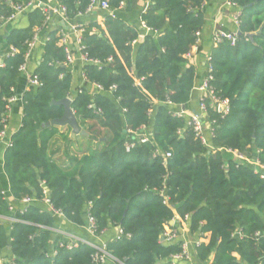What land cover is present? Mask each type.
Masks as SVG:
<instances>
[{"label": "trees", "instance_id": "trees-1", "mask_svg": "<svg viewBox=\"0 0 264 264\" xmlns=\"http://www.w3.org/2000/svg\"><path fill=\"white\" fill-rule=\"evenodd\" d=\"M210 1L149 0L139 10L140 0H109L111 11L136 14L144 27L107 13L103 26L93 20L84 24L85 51L103 64L100 69L91 63L64 67L56 29L52 23L44 25L39 9L24 14L25 28L9 30L5 53L9 47L17 53L0 58V131L26 43L37 28L43 45L34 69L42 86L23 93L20 127L3 153L11 198L34 199L10 210L0 189V253L8 251L12 259L4 264H93V247L79 243L67 248L64 237L54 232L57 216L40 205L44 189L68 223L85 226L90 213L97 235L119 227L129 236L106 243L117 264H171L180 246L160 239L174 214L189 216L192 234L209 235L208 242L196 248L201 264H264V178L226 152L238 151L264 165V0H231L240 9L237 40L211 50L210 84L216 96L228 100L229 111L222 116L208 108L212 133L207 134V145L194 136L186 117L173 115L181 106L186 110L195 86L196 69L187 55L196 33L201 36L204 29ZM23 2L0 0V15L9 16L11 5ZM88 2L60 0L75 23H81L75 20ZM79 71L86 81L73 95L74 72ZM70 95L71 109L87 137L71 139L69 128L63 132L44 126L63 113L50 101ZM142 126L148 128L150 140L126 152L129 132ZM58 140L64 144V164L53 157ZM80 140L88 147L72 153ZM156 151L170 157L164 161L160 154L153 156ZM237 229L241 239L233 236Z\"/></svg>", "mask_w": 264, "mask_h": 264}, {"label": "built area", "instance_id": "built-area-1", "mask_svg": "<svg viewBox=\"0 0 264 264\" xmlns=\"http://www.w3.org/2000/svg\"><path fill=\"white\" fill-rule=\"evenodd\" d=\"M223 6L227 7H233L236 9V12L232 15V22L236 27H238L239 24V17H240V9L237 7L235 3H233L231 0H225L223 3ZM12 13L9 16H3L0 15V31L3 30L8 24L12 23L17 17L24 15L25 13L33 10V9H39L45 16L44 25L48 23H52L56 29V35L58 38V45L63 47L64 53H65V62L63 63L64 67H69L73 69L77 64L79 66H83L84 64L91 63L98 68H102L103 64L99 62L98 60H92L88 57L85 45L83 44V38L82 34L84 32V24L81 23H75L68 19L67 17V10L66 8L60 4V0H57V5H42L39 0H25L23 3H17L11 5ZM94 11H103L108 13L110 16L115 17L114 12L111 11L109 8V0H89L88 5L84 11V14L79 13L77 17H80L85 14H91ZM76 17V18H77ZM59 22L62 24V26L56 25V23ZM57 27V28H56ZM39 32L40 29H35V33L30 41L26 43V52L24 55V62L23 64L18 68V72L21 75H24L26 77V83H27V90L29 88H39L42 86L41 81L39 80L38 76L34 73L29 71L28 66L30 62V58L35 51L38 44L41 43V39L39 38ZM197 40L196 44L193 47L194 49H197L199 43H200V33H196ZM237 40V32L236 31H226L222 28H216L212 35H211V43L213 47H217L219 44L223 42H229V44L232 46L235 44ZM43 44V43H42ZM192 48V49H193ZM15 53H17V50L13 47H9V50L7 53H4L3 57L13 56ZM191 54L187 55V58L190 57ZM2 57V58H3ZM1 58V59H2ZM0 59V67H3V61ZM211 58L210 55H208L205 59L206 63V69H205V76L200 84V86L197 88V90L200 92L199 97V104H198V112L195 113H186L182 110H177L173 113L176 117H186L187 118V126L191 128L194 136L200 140V142L204 145H207V134L211 135V123H208L206 121V115L208 108L212 109L214 112L221 114L222 116H225L229 111V102L227 99H222L214 94V91L211 87L210 82L213 80V77L211 75L212 73V66H211ZM111 62V58L107 59L106 64ZM86 81V77L83 73H81V84H84ZM93 87L97 91H102V87L93 84ZM26 90V91H27ZM112 90V88H111ZM14 92V91H13ZM76 93H80V87L77 90L73 91V95ZM70 100L72 99L71 95L68 96ZM22 100V97H21ZM18 101V98L15 95H12L11 97L6 99L5 104V110L2 118V124H3V130L0 131V143L3 142L6 139L5 136V130L8 125V117L9 113L12 109V106ZM127 141L124 144L125 151L129 152L136 144L142 145L147 143L150 138L151 134L146 126L140 127L138 130L134 132H129V137H127ZM11 142L10 139L8 140L6 147H10ZM227 153L232 155V158L234 161H236L239 164H249L253 168L254 174L258 175L261 179L264 178V165L261 164L258 159H249L244 154L239 153L235 150H226ZM162 155L163 160L165 161L168 157H170V153L161 154L160 152L156 151L153 156L156 155ZM44 198L42 199V204H45L47 206V211L51 212L55 216H62L61 212L58 210H55L48 197L46 196V190L43 191ZM166 200V198H164ZM21 204L23 207L31 204L34 202L33 198L30 197H23L21 199ZM90 207V203H88ZM180 220L184 223H188L189 216L186 215L183 219L180 218ZM85 227L87 231L93 235V236H99L104 231H100L99 235H97V225L96 220L93 216L90 215V213L86 216V224ZM117 234L115 239H119L122 237H129L128 235H124L123 231L117 227ZM180 231L176 228L169 227V224L165 226L163 234L161 236L162 242L165 244H178L180 246V253L175 254L170 257L171 264H179L181 262H189L191 261V254H190V246L195 249L201 244L204 243L202 241H197L194 244H191L186 239H180ZM201 234L200 240H205ZM259 234L256 233L255 236H258ZM235 237H239L241 239L242 235L240 232V229H237L235 233L233 234ZM79 243H85L93 247L96 252L92 255V262L93 264H104L107 260L111 259L115 261L105 250L106 245L102 246H96L91 243L84 242L79 239H73L69 243H67V248H75ZM55 254V251H52L51 255L53 256ZM12 261L10 260H4L0 257V264H4L7 262ZM116 262V261H115ZM121 264V263H119Z\"/></svg>", "mask_w": 264, "mask_h": 264}, {"label": "crops", "instance_id": "crops-1", "mask_svg": "<svg viewBox=\"0 0 264 264\" xmlns=\"http://www.w3.org/2000/svg\"><path fill=\"white\" fill-rule=\"evenodd\" d=\"M42 5H57V0H39ZM225 0H211L205 6V26L203 31L201 32L200 36V43L197 49H192L190 52L189 63L193 65L196 69L197 79L195 81V86L191 92V97L188 102L187 108L185 112L188 114L198 112V104H199V97L200 92L197 88L200 86L204 76H205V69L206 63L205 59L208 55H210L211 50L213 49L211 43V35L216 28H222L226 31H237V27L232 22V15L236 12V9L233 7L223 6ZM149 0H140L138 4V9L141 10L144 6H148ZM106 12L103 11H94L91 14L83 15L77 17L75 20L76 22H81V24H87L89 21L93 20L96 21L98 24L103 26V14ZM108 14V13H107ZM115 17H120L122 19L127 20L129 23L139 26L143 29V24L139 22L138 16L136 14H132L131 16H127L123 13L114 12ZM27 18L25 15H21L17 17L12 23L8 24L3 30L0 31V58L3 57L7 45L5 42V36L9 32V30L13 28H25L27 26ZM56 25L62 26L61 23L57 22ZM43 40L41 43L37 45L35 51L33 52L28 69L31 72H34L36 65L40 61V55ZM81 68V67H79ZM81 83V72H74V82L73 88L74 91L76 87ZM27 90V83L26 77L24 75L19 74L17 79V83L13 89L15 96L18 98V101L12 106V109L9 113L8 117V125L5 130L6 139L0 143V189L4 197L9 201L10 210H17L22 209L23 205L21 202L15 201L11 198L9 192V185L7 181V177L3 170V153L6 149V144L11 136L19 129L20 122L22 118V102L21 97L23 93ZM179 110H182L179 108ZM56 151V150H55ZM59 155L58 153L54 154ZM62 155V153H61ZM56 159V158H55ZM43 209L47 210V206L45 204H40ZM56 229L54 232L58 235L64 237V240L69 243L73 239H79L87 243H91L96 246L106 245L107 242L112 241L115 239L117 234V227H109L108 229L104 230L102 234L99 236L91 235L85 226L77 227L70 223H68L62 216H57V224ZM169 227L176 228L180 231V239H186L191 244H194L197 241H202L204 243L208 242L209 235L205 234L202 237L205 240H200V235L192 234L189 230L188 223H184L180 220V217L174 214V218L169 223ZM54 251V250H53ZM190 254H191V261L189 262H181L179 264H201L196 257V251L190 246ZM0 257L4 260H9L10 254L8 251H3L0 253ZM104 264H117L115 261L109 259ZM210 264V263H208Z\"/></svg>", "mask_w": 264, "mask_h": 264}, {"label": "water", "instance_id": "water-1", "mask_svg": "<svg viewBox=\"0 0 264 264\" xmlns=\"http://www.w3.org/2000/svg\"><path fill=\"white\" fill-rule=\"evenodd\" d=\"M239 35V33H237ZM249 39L253 37L252 34L247 35ZM50 105L52 106H60L63 109V113L61 117L53 119L45 123V127H58V128H69L70 129V138L74 139L76 136L87 137V133L81 129L78 125L75 115L71 109V100L69 98H64L59 101L52 100L50 101ZM182 111H185V106H181ZM162 242V239H160ZM213 256H210V260Z\"/></svg>", "mask_w": 264, "mask_h": 264}, {"label": "rangeland", "instance_id": "rangeland-1", "mask_svg": "<svg viewBox=\"0 0 264 264\" xmlns=\"http://www.w3.org/2000/svg\"><path fill=\"white\" fill-rule=\"evenodd\" d=\"M61 131L63 132H67V128H60ZM59 146V147H58ZM93 146V145H92ZM64 147V144L60 143V141L58 140L57 143L54 144V146L52 147V150H56L54 154L58 153L59 155H55L53 156L54 159L56 160V162H58L59 164H64V158L63 155H61L62 153V149ZM88 147V144H86L85 141L80 140L78 141L73 147H72V153L76 154L78 153V150L83 151Z\"/></svg>", "mask_w": 264, "mask_h": 264}]
</instances>
